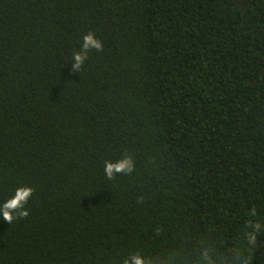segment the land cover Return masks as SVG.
Here are the masks:
<instances>
[{
    "label": "trees",
    "instance_id": "obj_1",
    "mask_svg": "<svg viewBox=\"0 0 264 264\" xmlns=\"http://www.w3.org/2000/svg\"><path fill=\"white\" fill-rule=\"evenodd\" d=\"M136 255L264 264V0H0V264Z\"/></svg>",
    "mask_w": 264,
    "mask_h": 264
},
{
    "label": "clouds",
    "instance_id": "obj_2",
    "mask_svg": "<svg viewBox=\"0 0 264 264\" xmlns=\"http://www.w3.org/2000/svg\"><path fill=\"white\" fill-rule=\"evenodd\" d=\"M83 45L79 52L74 53L73 70H79L84 60L87 58V54L90 48H95L97 50H102L101 42L95 38L94 34L89 32L83 37ZM132 162L130 158H125L118 163H111L105 161L104 173L108 179H112L115 173L120 172H130L132 170ZM33 189L31 187H24L16 190V195L6 201L3 205V219L11 222L13 219V210L21 209L19 215L27 216L26 210H23V205L27 202L31 196ZM132 260L134 264H146L145 260L139 255L133 256ZM124 264H129L127 260Z\"/></svg>",
    "mask_w": 264,
    "mask_h": 264
}]
</instances>
